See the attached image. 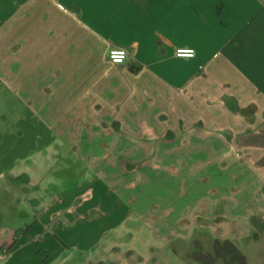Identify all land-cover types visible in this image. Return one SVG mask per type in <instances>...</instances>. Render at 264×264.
Masks as SVG:
<instances>
[{
    "label": "crops",
    "instance_id": "0c3cea01",
    "mask_svg": "<svg viewBox=\"0 0 264 264\" xmlns=\"http://www.w3.org/2000/svg\"><path fill=\"white\" fill-rule=\"evenodd\" d=\"M180 46L194 56L176 57ZM111 47L126 49L122 65L108 60ZM105 79L132 97L122 114L135 106L136 115L127 119L149 128L151 118L173 115V127L190 132L186 142L172 139L174 147L203 142L220 151L214 164L238 167L230 177L218 173L220 185L192 209L201 205L217 237L239 246L250 231L264 232V0H0V105L9 109L0 110V145L8 117L18 122L25 109L50 134L66 133L73 120L100 124L99 111L111 121L114 102L102 98L109 107L97 108V96L87 99L105 92ZM159 117L152 123L165 125ZM193 131L220 135L196 142ZM16 179L0 177V202L18 204L28 221L23 230L0 223V264H48L32 239L55 200L41 198L46 205L31 222L27 186L42 180L27 176L21 186Z\"/></svg>",
    "mask_w": 264,
    "mask_h": 264
},
{
    "label": "rangeland",
    "instance_id": "374dc122",
    "mask_svg": "<svg viewBox=\"0 0 264 264\" xmlns=\"http://www.w3.org/2000/svg\"><path fill=\"white\" fill-rule=\"evenodd\" d=\"M103 90L88 93L87 99L97 96V108L109 107L102 98L114 102L111 121L99 111L97 126L71 120L66 133L50 134L47 124L39 116L30 118L32 112L25 109L20 121L9 116L4 126L0 177L7 179L13 172L21 186L27 176L51 184L26 185L34 208L30 221L46 205L41 198L55 200L51 209L46 206L47 218L40 222L44 229L32 239L35 251L48 264H264V232L250 231L237 246L206 225L209 218L201 216V205L192 210L206 191L220 185L218 173L230 177L238 167L214 164L220 151L203 142L174 147L172 139L183 137L186 142L190 132L174 128L173 115H157L146 128L137 118L127 119L136 115L135 106L122 114L132 97L120 84L111 86L105 79ZM85 106L88 110L90 104ZM2 108L9 112L7 105ZM157 117L167 123H152ZM11 124L15 129L9 130ZM18 126L23 131L17 132ZM193 133L196 142L220 135ZM52 181H58L57 189ZM13 206L0 202V223H22L23 230L27 213Z\"/></svg>",
    "mask_w": 264,
    "mask_h": 264
},
{
    "label": "built area",
    "instance_id": "2783aa9c",
    "mask_svg": "<svg viewBox=\"0 0 264 264\" xmlns=\"http://www.w3.org/2000/svg\"><path fill=\"white\" fill-rule=\"evenodd\" d=\"M176 57L181 58H191L194 56L195 49L190 47H177L175 51H173ZM127 51L125 48H115L111 47L107 50V58L110 62L115 64L123 63L127 58Z\"/></svg>",
    "mask_w": 264,
    "mask_h": 264
},
{
    "label": "trees",
    "instance_id": "16d2710c",
    "mask_svg": "<svg viewBox=\"0 0 264 264\" xmlns=\"http://www.w3.org/2000/svg\"><path fill=\"white\" fill-rule=\"evenodd\" d=\"M253 220H254V219H253ZM230 246L233 248V250H234L233 252L236 253L237 249H236L235 245L230 244ZM228 256H230V254H227V257H228Z\"/></svg>",
    "mask_w": 264,
    "mask_h": 264
}]
</instances>
